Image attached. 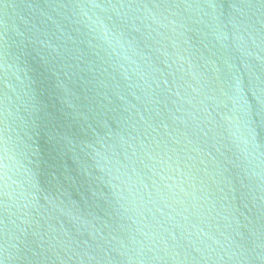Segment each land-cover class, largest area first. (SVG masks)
Segmentation results:
<instances>
[{"label":"water","instance_id":"water-1","mask_svg":"<svg viewBox=\"0 0 264 264\" xmlns=\"http://www.w3.org/2000/svg\"><path fill=\"white\" fill-rule=\"evenodd\" d=\"M0 264H264V0H0Z\"/></svg>","mask_w":264,"mask_h":264}]
</instances>
